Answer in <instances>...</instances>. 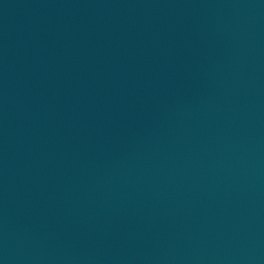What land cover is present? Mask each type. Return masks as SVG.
Listing matches in <instances>:
<instances>
[{
  "label": "water",
  "instance_id": "95a60500",
  "mask_svg": "<svg viewBox=\"0 0 264 264\" xmlns=\"http://www.w3.org/2000/svg\"><path fill=\"white\" fill-rule=\"evenodd\" d=\"M0 264H264V0H0Z\"/></svg>",
  "mask_w": 264,
  "mask_h": 264
}]
</instances>
